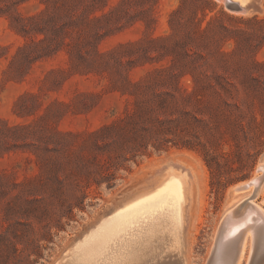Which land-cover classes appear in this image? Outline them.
I'll return each instance as SVG.
<instances>
[{
    "label": "rangeland",
    "instance_id": "rangeland-1",
    "mask_svg": "<svg viewBox=\"0 0 264 264\" xmlns=\"http://www.w3.org/2000/svg\"><path fill=\"white\" fill-rule=\"evenodd\" d=\"M54 1L0 0V264H64L171 170L190 184L184 250L155 263L209 264L230 214L264 209V0H214L233 19L189 43L170 26L180 0H104L99 35L69 27L55 51L39 31ZM193 85L205 94L182 98ZM251 237L242 264L264 244Z\"/></svg>",
    "mask_w": 264,
    "mask_h": 264
},
{
    "label": "bare ground",
    "instance_id": "bare-ground-1",
    "mask_svg": "<svg viewBox=\"0 0 264 264\" xmlns=\"http://www.w3.org/2000/svg\"><path fill=\"white\" fill-rule=\"evenodd\" d=\"M234 1L244 5L250 0ZM263 170L264 165L261 167V171ZM165 172L153 184L150 182L151 186L128 199L114 214L98 222L83 239L69 249L66 255L67 261L64 263L62 258L63 263L156 264L155 262L161 260L163 254L166 255L169 252L181 254L184 250L185 229L189 220L187 205L191 194L190 184L184 172L175 170ZM262 177L260 175V178L253 179L251 183L240 186L239 191L252 186H261ZM254 206H249L245 210L246 214L242 215L243 218L238 217L240 220L235 219V222L232 213L230 214L227 220L230 224L224 233L228 244L222 241L220 245L218 244L219 246L217 245L216 257L211 264H231L236 251H238V260L235 264H242L247 249L246 237L252 236L253 239V234L257 230H260L264 236V209ZM219 231L224 232L223 229ZM227 245L233 248L228 250ZM253 256L254 247L252 246L249 257L252 259Z\"/></svg>",
    "mask_w": 264,
    "mask_h": 264
},
{
    "label": "trees",
    "instance_id": "trees-1",
    "mask_svg": "<svg viewBox=\"0 0 264 264\" xmlns=\"http://www.w3.org/2000/svg\"><path fill=\"white\" fill-rule=\"evenodd\" d=\"M101 3L103 4L104 0H55L52 5L56 12L50 16L49 26H44L39 30L40 33L45 35V38L40 43L54 39V43L50 45L49 49L55 51L57 47L65 45V39L70 36L69 27L78 28L81 24L83 29L86 26L89 31L98 36L99 26L97 24L101 20L110 21L112 14H114L113 12L108 15L103 13L101 16L94 14L97 10L102 9ZM47 7H49V4H47ZM172 14L173 16L179 15L180 18L177 25L170 20L171 28L174 31L182 30L186 36L187 43L194 41L197 37L208 34L212 30L214 22L221 17L233 19L224 9H219L218 4L214 0H180L178 8ZM250 20L258 21L256 16L253 19H248V21ZM73 46L75 47V45ZM178 92L186 100H191L196 95L205 94L204 90H198L196 85H193L191 91L184 89L182 93L179 89ZM170 97L175 103H179V97L175 93L170 94Z\"/></svg>",
    "mask_w": 264,
    "mask_h": 264
},
{
    "label": "water",
    "instance_id": "water-1",
    "mask_svg": "<svg viewBox=\"0 0 264 264\" xmlns=\"http://www.w3.org/2000/svg\"><path fill=\"white\" fill-rule=\"evenodd\" d=\"M256 0H250L246 4L242 5L240 2L234 1V0H225V4L228 9L235 11V12H242L247 13L250 10L256 9ZM261 182V181H260ZM238 251H236V254L234 256V259L231 264H235L238 260ZM216 257V254L214 252L209 264H211ZM249 264H264V246H262L259 243H256L254 246V256L251 259Z\"/></svg>",
    "mask_w": 264,
    "mask_h": 264
}]
</instances>
